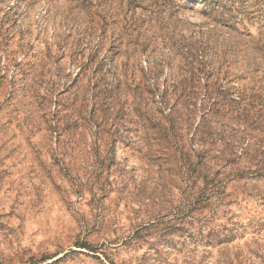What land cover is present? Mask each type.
Masks as SVG:
<instances>
[{
    "label": "rangeland",
    "instance_id": "rangeland-1",
    "mask_svg": "<svg viewBox=\"0 0 264 264\" xmlns=\"http://www.w3.org/2000/svg\"><path fill=\"white\" fill-rule=\"evenodd\" d=\"M0 264H264V0H0Z\"/></svg>",
    "mask_w": 264,
    "mask_h": 264
},
{
    "label": "trees",
    "instance_id": "trees-1",
    "mask_svg": "<svg viewBox=\"0 0 264 264\" xmlns=\"http://www.w3.org/2000/svg\"><path fill=\"white\" fill-rule=\"evenodd\" d=\"M78 247H80V246H78ZM81 247H85V246H81Z\"/></svg>",
    "mask_w": 264,
    "mask_h": 264
}]
</instances>
